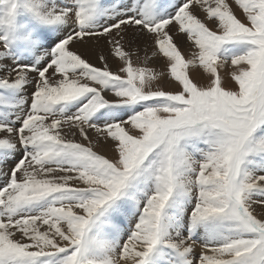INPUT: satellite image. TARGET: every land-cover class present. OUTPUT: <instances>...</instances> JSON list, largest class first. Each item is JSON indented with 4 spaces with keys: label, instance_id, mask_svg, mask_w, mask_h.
<instances>
[{
    "label": "snow or ice",
    "instance_id": "1",
    "mask_svg": "<svg viewBox=\"0 0 264 264\" xmlns=\"http://www.w3.org/2000/svg\"><path fill=\"white\" fill-rule=\"evenodd\" d=\"M0 264H264V0H0Z\"/></svg>",
    "mask_w": 264,
    "mask_h": 264
},
{
    "label": "rangeland",
    "instance_id": "2",
    "mask_svg": "<svg viewBox=\"0 0 264 264\" xmlns=\"http://www.w3.org/2000/svg\"><path fill=\"white\" fill-rule=\"evenodd\" d=\"M181 48H182V51L184 52V54H185L186 57L188 55H190V51H191V45H190V43L184 44V45L182 43L181 44ZM150 52H151V49H149V52L148 53H145L143 50H141L139 52V54H138V59H137V57H134V60L136 62H138V63H142L144 61V59H145V56L146 55H150ZM91 59H92L93 62H97L95 56H91ZM113 65H114V62H113ZM149 66L150 67H155V68H157V70H163L162 67H161L160 62L157 61V60H155V59L149 62ZM98 150H100V151H102V152H104V153H106L108 155H111V153L108 151V149L106 147L105 148H100Z\"/></svg>",
    "mask_w": 264,
    "mask_h": 264
},
{
    "label": "bare ground",
    "instance_id": "3",
    "mask_svg": "<svg viewBox=\"0 0 264 264\" xmlns=\"http://www.w3.org/2000/svg\"><path fill=\"white\" fill-rule=\"evenodd\" d=\"M184 44H188V43H183V45H184ZM187 47H188V46H187ZM82 50H84V49H82Z\"/></svg>",
    "mask_w": 264,
    "mask_h": 264
}]
</instances>
